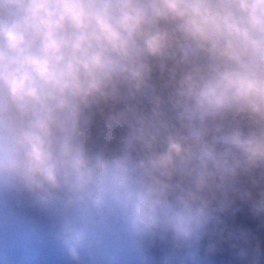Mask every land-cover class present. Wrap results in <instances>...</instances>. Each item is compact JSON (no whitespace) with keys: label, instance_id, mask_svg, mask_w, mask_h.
<instances>
[{"label":"clouds","instance_id":"1","mask_svg":"<svg viewBox=\"0 0 264 264\" xmlns=\"http://www.w3.org/2000/svg\"><path fill=\"white\" fill-rule=\"evenodd\" d=\"M108 104L123 105L98 137L119 142L111 157L91 147L92 110ZM260 168L264 0H0V199L54 211L76 264L106 210L139 264H152L144 241L169 236L160 264H200L215 213Z\"/></svg>","mask_w":264,"mask_h":264},{"label":"rangeland","instance_id":"2","mask_svg":"<svg viewBox=\"0 0 264 264\" xmlns=\"http://www.w3.org/2000/svg\"><path fill=\"white\" fill-rule=\"evenodd\" d=\"M100 132L93 133L92 149L98 145ZM106 226V227H105ZM93 231L99 246L94 243L82 254L80 264H110L112 256H119V264H139L138 252L131 245L123 220L116 210H106L94 218ZM60 220L54 211L45 208L30 196L0 199V264H34L37 249L42 264H76L58 239ZM155 238L144 241V254L152 264H160L168 253L152 251ZM166 239V238H164ZM200 264H206L205 259Z\"/></svg>","mask_w":264,"mask_h":264},{"label":"trees","instance_id":"3","mask_svg":"<svg viewBox=\"0 0 264 264\" xmlns=\"http://www.w3.org/2000/svg\"><path fill=\"white\" fill-rule=\"evenodd\" d=\"M153 80L158 86L164 83L158 70L154 71ZM141 106L148 108L149 101L143 99ZM122 108V104H108L94 108L90 125L92 134L101 132L108 116ZM237 124L245 129L251 126L250 122L244 118L234 119L229 116L224 121L225 127ZM122 134L117 133L118 136ZM93 150H104L111 157L119 154L120 144L118 141L106 144L100 139ZM237 187L250 195L243 199L239 194L230 195L228 207L215 213L217 221L209 226L199 245L200 258L205 259L206 264H264V214L256 215L252 212V205L264 198V168L256 169L249 175H242ZM232 234L236 236V239H232ZM157 240L154 239L151 250L157 248L159 253L164 254L173 249V246L168 243L169 241L173 243L170 236L162 239L161 245L157 244ZM210 246L213 247L212 251H209ZM38 253L39 249H37L34 264H42V256Z\"/></svg>","mask_w":264,"mask_h":264},{"label":"flooded vegetation","instance_id":"4","mask_svg":"<svg viewBox=\"0 0 264 264\" xmlns=\"http://www.w3.org/2000/svg\"><path fill=\"white\" fill-rule=\"evenodd\" d=\"M155 238L158 239V240H157V244H158V245H161V243H162L161 240H162V239H161L160 237H155ZM159 239H160V240H159ZM151 248H152V246L150 245V246H149V249H151ZM156 250H157V248H156ZM152 251H154V249H153ZM158 254H160V253L158 252Z\"/></svg>","mask_w":264,"mask_h":264},{"label":"water","instance_id":"5","mask_svg":"<svg viewBox=\"0 0 264 264\" xmlns=\"http://www.w3.org/2000/svg\"><path fill=\"white\" fill-rule=\"evenodd\" d=\"M231 237H232V239H236V236H235L234 234H232V236H231Z\"/></svg>","mask_w":264,"mask_h":264}]
</instances>
